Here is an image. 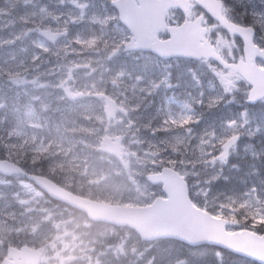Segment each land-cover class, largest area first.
<instances>
[{
  "label": "rangeland",
  "instance_id": "obj_1",
  "mask_svg": "<svg viewBox=\"0 0 264 264\" xmlns=\"http://www.w3.org/2000/svg\"><path fill=\"white\" fill-rule=\"evenodd\" d=\"M99 1L0 0V81L4 84L12 81L11 75L16 74L35 81L31 86L15 91L23 98L29 89L41 92L39 84L42 83L47 88L50 114L47 130L41 128L40 119L32 120L34 114L30 106L24 114L27 113L28 120L20 117L14 125L11 120L16 119L2 112L6 108L0 102L3 114L0 113V157L11 161L25 158L30 164L38 163L46 176L62 185H69L78 193H87L89 187L93 188L92 176L99 160L95 155L99 140L104 136L100 133L108 131L109 122H105L103 106L91 100L68 102V105L58 108L52 104L53 96L62 99L65 87L82 92H100L108 86L116 87V80H119L126 88L124 93L133 98V103L126 100L128 107L136 109L146 92H153L156 97V77H161L156 75V62L150 57L135 58L145 63L125 64V68L120 69L123 58L115 51L117 44L114 34L111 36L109 31L112 16L99 8ZM239 9L247 21L238 15ZM234 10L233 28L241 32L249 26H256L260 42L264 44V0L261 4L240 0L233 4V15ZM33 27L56 31L67 29L70 36L55 46H49L33 34ZM137 65L146 67L144 73H138ZM177 66L185 67V64L178 63ZM209 69L213 72L212 77L208 74L209 80L194 85L198 95L206 99L202 108L199 104L192 109L193 115L195 112L197 115L195 119L186 121L187 113L182 110L183 114L176 115V119L181 120L179 128L170 137L162 136L160 144L153 137L145 139L143 144L139 143L141 138H136L137 142L132 143L131 148L132 145L139 147L127 150L123 167L137 165L131 160L134 152L151 161L156 155L153 153L156 146L165 144L168 164H176L184 172L190 163L199 166V172L203 171V181L193 186L195 202L201 208L215 217L228 219L230 231L258 227L264 232V104L250 109L237 103L243 95L237 76L220 70L217 72L210 65ZM7 76L11 77L7 79ZM171 78L176 83L180 80L178 68ZM8 85L14 90L11 83ZM36 97L33 93L27 94L23 99L24 105L25 101ZM38 100L40 103V98ZM130 137L125 134L122 139ZM167 142L172 143V153ZM234 153L235 157L232 156ZM228 157L230 161L226 163ZM101 163L107 166L106 162ZM111 171L112 175L122 174L120 167ZM188 173H194V170ZM127 182L133 192H139L137 180H123L121 176L111 178L103 188L94 189L104 199L114 196L113 200L119 205H133L138 195L120 190V185ZM50 203L41 191L25 181L0 176V258L6 245L30 244L45 253L43 264H58V246H62V241L57 235L62 225L69 228L72 222L63 218V210H52ZM57 211H60L62 221L52 224L56 235L52 240H42L44 224H48L49 218ZM66 220L69 222L65 224ZM211 258L215 263L222 261L216 252L211 254ZM173 263L193 264L184 260Z\"/></svg>",
  "mask_w": 264,
  "mask_h": 264
},
{
  "label": "water",
  "instance_id": "obj_2",
  "mask_svg": "<svg viewBox=\"0 0 264 264\" xmlns=\"http://www.w3.org/2000/svg\"><path fill=\"white\" fill-rule=\"evenodd\" d=\"M114 6L118 8V4L116 2L114 3ZM177 30H183V28L171 29L170 34L172 33V37L175 38L177 34L176 32ZM174 32H176V34ZM40 35H42V37H44L51 43H54L59 37L62 36V35H52L49 32H40ZM200 40L201 37L196 34L194 35L191 31H187L186 33L184 32V35L176 42L172 50L167 53H162V56L163 57L179 56L194 60L195 59L198 60L201 58L214 59L216 62L220 64L222 68L234 70V72L242 75L246 79V81L251 86H253V90H251L249 95L252 98V101L250 102H255L256 100H260L264 98V89H262L260 87L259 82L255 80L256 75L253 72V66L250 64L249 61H247L248 56H252L253 58L259 56L264 60V52L260 54L255 53L251 49L250 40L248 39L245 42L246 52L244 51L245 61H247V65L243 62H239L237 64H227L214 54L213 49L206 42L201 43ZM0 173L6 176H10L13 174H22V172L13 163L7 161L0 162ZM28 178L31 179L38 187L43 189L46 192V194H48L52 199L67 201L72 205L73 201L70 199V197L69 199L65 198V193L53 183L49 182L44 178H38V177H28ZM173 184L176 186L177 189L176 192L171 196L172 201L179 199L182 195L178 182H173ZM148 212L150 211H146L145 213ZM101 213L102 214L100 216V219L106 220L108 222H116V224L127 225L133 229L138 228L139 226L138 224L140 223L138 220H134L133 217L131 216L129 219L122 216L123 213L122 210L118 212L114 209L104 208L102 209ZM171 214H173V217H176L175 213H171ZM159 221H160L159 223L162 225L163 222L161 220ZM224 225H225L224 221L220 222L221 230L219 233L215 234L218 242L221 239H225L237 243L246 238H249L256 241L254 243L253 251L259 252L257 250L258 248L264 251V237L260 238L258 236L252 235L247 232L237 233L232 236H225L222 232ZM146 227L147 225L144 228ZM215 236L209 235V238ZM8 257L9 259H13V262H10L9 260H4L3 264H38L39 255L35 251L29 250L27 248H23L21 252L11 249Z\"/></svg>",
  "mask_w": 264,
  "mask_h": 264
},
{
  "label": "flooded vegetation",
  "instance_id": "obj_3",
  "mask_svg": "<svg viewBox=\"0 0 264 264\" xmlns=\"http://www.w3.org/2000/svg\"><path fill=\"white\" fill-rule=\"evenodd\" d=\"M190 2V8L188 10V12L186 14H184V16L187 17L188 20L190 21H197L199 26L201 28H204L206 31V37L208 38V40L210 42L213 43V38H215L218 35V32L220 30L221 25L218 23L217 20H215V16L218 15V11H216V8H212L210 11H207L205 9L202 8L201 4L198 2V0H188ZM217 2L220 3L219 5V9H220V14L230 23L234 24L233 20H235V15H233V11L231 12V9L227 6L226 4V0H216ZM175 12V11H174ZM177 13V11H176ZM235 14V11H234ZM177 17L174 16V14H170V21L175 22ZM245 21L246 18H244ZM220 26V27H219ZM223 29V28H222ZM224 47L227 48L229 46H227L226 44H224ZM230 57L234 56V53H225ZM14 85H15V89L17 90L20 87H17V80L15 78V80H13ZM191 89L187 88V86H183V91H182V96L180 97L182 102H186L191 98ZM42 92V91H41ZM166 166L169 167H175V165H170L167 162L165 163ZM146 171H148L147 174H156L159 173V169H152V168H148L146 169ZM149 188H151V186H148ZM152 189H154L152 187ZM157 196V194H156Z\"/></svg>",
  "mask_w": 264,
  "mask_h": 264
},
{
  "label": "bare ground",
  "instance_id": "obj_4",
  "mask_svg": "<svg viewBox=\"0 0 264 264\" xmlns=\"http://www.w3.org/2000/svg\"><path fill=\"white\" fill-rule=\"evenodd\" d=\"M130 147H131V145H130ZM138 147H139V145L138 146H133L132 145V148H134V149H137ZM141 148L143 150V146L142 145H141ZM153 153H156V149H154V152ZM108 165H109V167L111 169H115L116 167H119L120 164L118 162H108L107 163V167H108ZM163 192H164L165 197H168L169 192H170L169 187H167V186L164 187ZM192 261L195 262V263H197V264H205L206 262L209 261V258H207L206 256H203V255H200V256L197 255V256H195V257L192 258Z\"/></svg>",
  "mask_w": 264,
  "mask_h": 264
}]
</instances>
